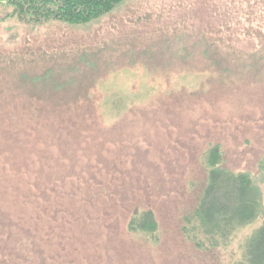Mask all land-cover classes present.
<instances>
[{
    "label": "rangeland",
    "instance_id": "rangeland-1",
    "mask_svg": "<svg viewBox=\"0 0 264 264\" xmlns=\"http://www.w3.org/2000/svg\"><path fill=\"white\" fill-rule=\"evenodd\" d=\"M215 143L263 211L207 251L182 226ZM263 154L264 0H121L76 23L0 3V264H236ZM135 208L154 234L127 228Z\"/></svg>",
    "mask_w": 264,
    "mask_h": 264
},
{
    "label": "trees",
    "instance_id": "trees-1",
    "mask_svg": "<svg viewBox=\"0 0 264 264\" xmlns=\"http://www.w3.org/2000/svg\"><path fill=\"white\" fill-rule=\"evenodd\" d=\"M121 0H0L11 6V14L25 21L40 22L61 19L83 22L110 10ZM23 79L45 80L49 73ZM32 82V81H31ZM29 112V111H27ZM61 115L66 109L46 111L41 117ZM30 113V112H29ZM26 117H29L25 114ZM222 153L215 143L204 155L205 180L191 210L184 215L182 231L198 249L211 250L225 246L242 227L253 222L263 211L262 191L249 172H234L221 165ZM259 178L264 187V154L258 162ZM158 223L151 208H135L127 221L132 232L154 234ZM242 255L236 264H264V221L243 240Z\"/></svg>",
    "mask_w": 264,
    "mask_h": 264
}]
</instances>
